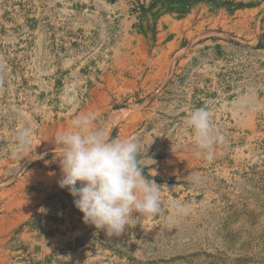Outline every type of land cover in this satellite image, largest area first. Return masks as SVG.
<instances>
[{
    "label": "rangeland",
    "instance_id": "obj_1",
    "mask_svg": "<svg viewBox=\"0 0 264 264\" xmlns=\"http://www.w3.org/2000/svg\"><path fill=\"white\" fill-rule=\"evenodd\" d=\"M86 114L160 186L120 236L57 183L54 138ZM0 264H264V0H0Z\"/></svg>",
    "mask_w": 264,
    "mask_h": 264
},
{
    "label": "clouds",
    "instance_id": "obj_2",
    "mask_svg": "<svg viewBox=\"0 0 264 264\" xmlns=\"http://www.w3.org/2000/svg\"><path fill=\"white\" fill-rule=\"evenodd\" d=\"M93 120L91 114L77 117L71 121L70 131L54 138L62 173L57 183L74 198L73 204L83 213L84 223L108 236H120L129 227L133 213L160 214V186L143 172L137 138H113L108 128L93 129ZM185 125L193 134L197 148L194 155L211 161L214 146L224 140L211 113L205 108L194 109ZM17 136L21 147L31 144L30 129H22ZM173 208L177 213L187 211L178 204Z\"/></svg>",
    "mask_w": 264,
    "mask_h": 264
},
{
    "label": "trees",
    "instance_id": "obj_3",
    "mask_svg": "<svg viewBox=\"0 0 264 264\" xmlns=\"http://www.w3.org/2000/svg\"><path fill=\"white\" fill-rule=\"evenodd\" d=\"M39 224H40V221H36V222H34V226H39Z\"/></svg>",
    "mask_w": 264,
    "mask_h": 264
}]
</instances>
